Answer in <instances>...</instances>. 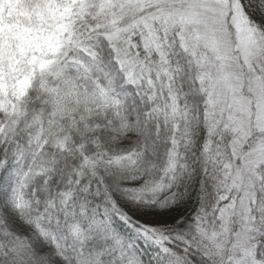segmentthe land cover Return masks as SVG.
Listing matches in <instances>:
<instances>
[{"label":"snow or ice","instance_id":"obj_1","mask_svg":"<svg viewBox=\"0 0 264 264\" xmlns=\"http://www.w3.org/2000/svg\"><path fill=\"white\" fill-rule=\"evenodd\" d=\"M0 264H264V0H0Z\"/></svg>","mask_w":264,"mask_h":264}]
</instances>
